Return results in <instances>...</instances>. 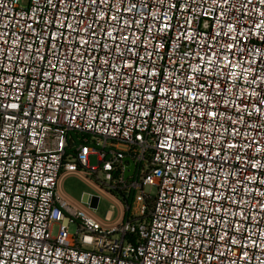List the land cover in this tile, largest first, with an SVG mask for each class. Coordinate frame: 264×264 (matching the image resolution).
Masks as SVG:
<instances>
[{"label": "built area", "instance_id": "obj_1", "mask_svg": "<svg viewBox=\"0 0 264 264\" xmlns=\"http://www.w3.org/2000/svg\"><path fill=\"white\" fill-rule=\"evenodd\" d=\"M0 264H264V0H0Z\"/></svg>", "mask_w": 264, "mask_h": 264}, {"label": "rangeland", "instance_id": "obj_2", "mask_svg": "<svg viewBox=\"0 0 264 264\" xmlns=\"http://www.w3.org/2000/svg\"><path fill=\"white\" fill-rule=\"evenodd\" d=\"M22 5H26L28 0H20ZM97 156H90V163L97 164ZM62 189L72 195L75 198H80L84 192H92L96 194H100V202L98 211L96 214L103 217L107 210L111 208L112 200L106 194L101 193L95 186L91 185L85 178H83L80 174L77 173H68L62 180ZM151 194L155 196L157 194V187H150ZM118 207L115 208V214L118 212ZM76 230V224L73 223L70 225V231L74 232ZM57 232V226H54V234Z\"/></svg>", "mask_w": 264, "mask_h": 264}, {"label": "water", "instance_id": "obj_3", "mask_svg": "<svg viewBox=\"0 0 264 264\" xmlns=\"http://www.w3.org/2000/svg\"><path fill=\"white\" fill-rule=\"evenodd\" d=\"M126 160H129V159H126ZM129 161H130V164L126 167L125 176H128L129 174L133 173L134 163H133V161L131 162V160H129Z\"/></svg>", "mask_w": 264, "mask_h": 264}]
</instances>
